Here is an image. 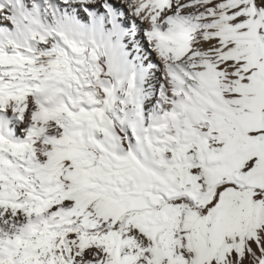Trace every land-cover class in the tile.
Instances as JSON below:
<instances>
[{"label":"snow or ice","instance_id":"1","mask_svg":"<svg viewBox=\"0 0 264 264\" xmlns=\"http://www.w3.org/2000/svg\"><path fill=\"white\" fill-rule=\"evenodd\" d=\"M0 264H264V0H0Z\"/></svg>","mask_w":264,"mask_h":264}]
</instances>
